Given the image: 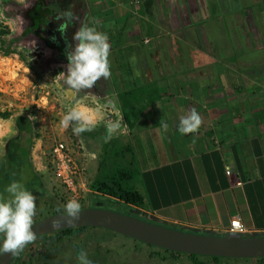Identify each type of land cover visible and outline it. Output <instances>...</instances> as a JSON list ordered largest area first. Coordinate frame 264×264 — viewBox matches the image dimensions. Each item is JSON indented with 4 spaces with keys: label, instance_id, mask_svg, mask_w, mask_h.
<instances>
[{
    "label": "crops",
    "instance_id": "crops-1",
    "mask_svg": "<svg viewBox=\"0 0 264 264\" xmlns=\"http://www.w3.org/2000/svg\"><path fill=\"white\" fill-rule=\"evenodd\" d=\"M103 1L96 27L103 22L110 44L120 36L109 54L115 77L122 80L126 69L118 56L130 54L131 84L161 80L164 88L176 79L178 87L173 95L162 92L163 103L147 107L132 128L121 123L130 137L120 144L132 147L138 170L133 184L145 198L138 210L186 231H231L239 216L243 232L264 233V0ZM192 109L202 123L181 135L178 118ZM0 123V138L13 136L12 124ZM31 163L43 188L47 180L55 195L64 194L45 172L48 163L46 168L34 156ZM91 184L84 173L80 194L91 202L104 198Z\"/></svg>",
    "mask_w": 264,
    "mask_h": 264
},
{
    "label": "rangeland",
    "instance_id": "rangeland-1",
    "mask_svg": "<svg viewBox=\"0 0 264 264\" xmlns=\"http://www.w3.org/2000/svg\"><path fill=\"white\" fill-rule=\"evenodd\" d=\"M43 1L47 6H51L52 10L55 12V16L57 11L52 7L54 4L53 0H0V32H5L3 38L7 40L19 38L17 42L11 44V48L16 54L13 53L10 56L3 55L2 51V49L9 46V43L3 44L0 41V114L8 115L7 118L0 117V120L6 121L8 126H11V124L13 126H11L12 128L10 127L11 129L8 131L10 134L13 133V136L7 135L6 133V137L3 136L0 138V167L3 160L7 161V146L11 139L17 137L19 133H22L20 128L23 127L24 123L18 120V118L22 116L30 120L33 126V144H31L29 154L30 161L34 156L35 160L44 161L46 168L48 163V169H45V172L48 171V173L52 175L53 169L49 163L51 148L55 141L64 140L73 151L72 154L77 164L79 166H84V173L86 174L89 186L92 183L91 181L98 176L101 161L103 157L107 155V153L104 154L105 150H110L113 145L122 143L124 137L128 139L130 137V129L125 128L122 132L123 125H121V129L117 133H114L113 137L108 142H105V128L102 122L98 123L93 131L84 132L79 135H73L70 127L67 129L61 127L59 121L66 109L70 107L69 102L59 95L56 88L59 77L54 80L56 75L60 72H66L67 64L62 60L63 54H61L60 50L48 46L44 40L34 33L22 36L23 30L31 25V21L27 18L28 11H30L36 3ZM83 1L85 5L76 16L77 19L73 21L76 24V30L81 24H88L96 27L99 23L98 19H102L100 16L103 9V0ZM49 18L52 20L53 16H49ZM225 23L229 24L230 21L226 20ZM102 24L103 22H101L100 29L96 27L98 31H104L102 29ZM202 32V34H204L205 30H202ZM204 35L205 38H208L206 33ZM114 46V44L113 46L110 44V51H113V49L115 50V48H113ZM112 55L114 54L111 52L110 56ZM222 55L227 59L225 54ZM210 56L214 57V54ZM129 58L130 54H127L124 59V62L128 65H130ZM218 60L222 61L223 58L218 57ZM124 62L122 63L121 57L118 56V64L125 67ZM109 64L110 77L107 80L101 79L97 81L95 88L91 89V93L103 99L114 100L116 102L117 93L123 90L127 83L131 84L133 77L126 75L127 68L125 67L126 69H122L124 72L123 79H117L110 61ZM144 65L145 63H141L139 67ZM175 66L179 65L176 64ZM217 71L220 72V69L218 68ZM160 72L161 71H159L158 74ZM156 77H158V75ZM171 80V83L165 86V88L169 94L173 95V92L178 87L176 85V79ZM159 82L162 84L161 80ZM92 90L96 91V93ZM80 95H84V93L81 92ZM107 114H109V116L106 118H116L113 113ZM123 122L124 121H121L122 124ZM76 139H79L82 146L81 149H77L74 146L77 142ZM125 142H127V140L124 141V143ZM79 156L86 160V164L82 163ZM45 179L46 178H44V180ZM20 182L25 186L27 179L23 178ZM45 183L49 186L47 180ZM5 185H7L6 180H3L2 184H0V195H7L1 191ZM47 186L43 188L46 190V194L49 193L51 196H56L58 199H67L64 194L58 197L57 194L55 195V191L51 190L52 188L49 189ZM45 193L42 192L40 195L35 193L34 197L40 201H44L45 198H47ZM81 205L82 208L91 206L92 202L89 198H85ZM93 206L131 214L146 220V218L141 215V210L137 211L134 209L133 211H135V214H133L131 212L132 207L114 202L110 199L98 198ZM36 215L35 212L33 222L36 220ZM149 218L153 220V217ZM87 232L80 237L70 238L68 242L60 244V249H58V251L54 250L52 253H43L39 258L36 254L35 262H38L37 260L39 259V264H76V256L79 251L83 249L87 253L88 258L92 261V264H195L187 255L173 257L164 250L149 247L148 245L117 234L115 235L105 229H92ZM76 244L79 246L77 247ZM97 253H102V256H97L95 258L94 255ZM102 260L104 263H102ZM199 260L207 262L208 264H214L206 257H200ZM219 264L262 263L256 259L238 261L224 259L220 261Z\"/></svg>",
    "mask_w": 264,
    "mask_h": 264
},
{
    "label": "clouds",
    "instance_id": "clouds-1",
    "mask_svg": "<svg viewBox=\"0 0 264 264\" xmlns=\"http://www.w3.org/2000/svg\"><path fill=\"white\" fill-rule=\"evenodd\" d=\"M56 19L71 24L77 19L71 8L56 13ZM62 22V23H63ZM63 34V29L59 25ZM72 43L66 52V72H60L56 88L70 104L60 119L62 128H71L73 135L91 132L103 121L105 128L104 141L108 142L114 133L121 129L122 118L114 100H107L85 89H92L97 81L107 80L110 73V44L106 32L94 26L81 24L72 35ZM83 92L84 95H80ZM106 113L115 114L116 118H105ZM163 131L168 125L159 121ZM201 116L192 109L178 118L177 132L181 135L195 133L201 125ZM0 195V255L15 254L26 244L36 239L33 230L36 197L20 181L12 180L3 188ZM82 205L77 199H68L62 212L66 223L80 219ZM61 211V209H57ZM55 226V225H54ZM76 264H92L87 253L81 249L76 256Z\"/></svg>",
    "mask_w": 264,
    "mask_h": 264
},
{
    "label": "trees",
    "instance_id": "trees-1",
    "mask_svg": "<svg viewBox=\"0 0 264 264\" xmlns=\"http://www.w3.org/2000/svg\"><path fill=\"white\" fill-rule=\"evenodd\" d=\"M54 4L52 7L56 9L57 12H62L65 9L71 8V11L77 16L81 8L84 7L83 0H53ZM54 11L51 6H47V4L43 2L36 3L33 8L30 9L27 13V18L31 21V25L23 30L22 36L29 35L31 33H36L41 30L42 27H46L48 22L51 20L49 16H53L52 20L60 21L56 19V15L54 16ZM65 26H67V30L69 33V37L72 39L73 33L76 31V24L72 22L68 24L66 22ZM64 26V27H65ZM5 32H0V41L3 44L9 43L7 48L2 49L3 55L10 56L13 52L11 48V44L15 43L19 40V38L9 39L3 38ZM116 42L113 41L112 44L115 46L113 48L117 49L118 43L120 42V36ZM113 46V45H112ZM4 47V46H3ZM123 50V48H122ZM121 50V51H122ZM124 50L122 51V55ZM16 54V53H15ZM125 54L121 57L122 63L124 62ZM62 60L67 62V58L62 55ZM125 63V62H124ZM122 68V65H119ZM128 64L125 63V67L128 69ZM123 69V68H122ZM127 73H130L127 70ZM166 88H162L158 81L152 82L149 84H141L134 85L127 83L123 90L117 93V98L119 102V107L121 111V115L124 119L125 124L132 128L134 123L138 121L142 114L144 113L147 107H155L163 103V93L166 95ZM8 115L0 114L1 118H7ZM19 121L23 122L24 125L20 128L22 133H19L17 137L12 138L10 143L7 146V161L3 160V163L0 167V184H2L3 180H6V183L16 180L21 181L23 178L27 179L25 187L32 191H39L45 193L46 190L39 184L41 182L40 176L34 171L33 165L30 161V148L32 143V132L33 126L32 122L25 117L20 116L18 118ZM103 160L100 164V172L98 177L91 184V189L95 193H99L104 196V199H110L114 202H118L121 204H125L129 207H132V213L136 209H144L145 207V198L142 193L136 188L133 184V178L137 173L136 168V160L133 155L132 147L130 144H115L110 150H105ZM3 191V190H1ZM49 194V193H48ZM47 195V200L45 203V210L41 211L40 217H44L53 213H58L57 209H63V206L60 200L56 196ZM96 195V194H93ZM92 200V205L95 203L96 199ZM140 212V211H139ZM144 218L152 220L147 214L140 212ZM164 224L162 222H159ZM167 225V224H165ZM170 226V225H168ZM88 230L92 229H74V230H66L62 232H58L56 234H52L46 236L44 238H48L52 241L53 249L58 251L60 249V244L64 243V240L73 239L75 237H80L82 233H86ZM110 232V231H109ZM112 233V232H110ZM115 234V233H113ZM116 235V234H115ZM42 238V239H44ZM51 246V247H52ZM47 250V253H52L54 250L52 248ZM151 247V246H149ZM154 248V247H153ZM51 249V250H50ZM161 250V249H160ZM165 251V250H164ZM167 252V251H165ZM173 257H180L182 254H177L173 252H168ZM95 258L101 257L102 253H97L94 255ZM195 264H208L207 262L199 260L200 256L196 255H187ZM214 264H219L220 261L224 260L221 258H209ZM228 260V259H227ZM232 260V259H231ZM260 263H264V259L259 260ZM102 263L103 260H102Z\"/></svg>",
    "mask_w": 264,
    "mask_h": 264
},
{
    "label": "water",
    "instance_id": "water-1",
    "mask_svg": "<svg viewBox=\"0 0 264 264\" xmlns=\"http://www.w3.org/2000/svg\"><path fill=\"white\" fill-rule=\"evenodd\" d=\"M52 22L48 23L49 28ZM55 225V226H54ZM74 229H105L142 244L182 255L232 260L264 259V233L186 231L106 208L87 206L80 219L66 223L63 212L33 222L36 239L15 254L0 255V264H15L31 244L58 232Z\"/></svg>",
    "mask_w": 264,
    "mask_h": 264
},
{
    "label": "built area",
    "instance_id": "built-area-1",
    "mask_svg": "<svg viewBox=\"0 0 264 264\" xmlns=\"http://www.w3.org/2000/svg\"><path fill=\"white\" fill-rule=\"evenodd\" d=\"M75 147L81 149L79 139H76ZM72 150L64 140H58L53 143L49 154V163L53 169V176L63 189L67 199H59L62 206L68 199H77L83 203L85 198L80 194L78 184L81 176L84 174V166L78 165L73 157ZM231 231L243 232V225L239 216L233 217L230 223Z\"/></svg>",
    "mask_w": 264,
    "mask_h": 264
},
{
    "label": "flooded vegetation",
    "instance_id": "flooded-vegetation-1",
    "mask_svg": "<svg viewBox=\"0 0 264 264\" xmlns=\"http://www.w3.org/2000/svg\"><path fill=\"white\" fill-rule=\"evenodd\" d=\"M50 22H52L50 28H49V26L47 24L46 27H42L41 30L37 31L34 34H36V36H38L42 40H44L48 46H50V47H52L54 49L60 50L61 54H63V56L66 57V52L69 50L70 45L72 43H74L72 41V39L69 37L67 26H65V23L62 20H60L58 22L55 21V20H50L48 23H50ZM59 25H61V28L64 30L63 34L59 30ZM66 64H67V62H66ZM95 85L93 86V88H95ZM85 91L91 92V89L90 90L89 89H85ZM93 92L96 93V91H93ZM35 193L40 195L41 192L39 193V192H36V191H32V194L34 196H35ZM46 200H47V198H45L44 201H40L39 199H36V201H35L36 202L35 212L37 214L36 215V220L39 219V218H42V217H40V214H41V211H44L46 209L45 208ZM82 234H84V233H82ZM68 241H69V239H67L66 241L64 240V243L68 242ZM52 245H54V244H52V241L49 240L48 238H44V239L38 240L37 242H35V243L31 244L29 247H27L24 250V252H22L20 254V256L16 260L15 264H35V257L36 256L39 257L43 253H46L47 250ZM76 246L78 247L79 245L76 244ZM51 248L53 249V246Z\"/></svg>",
    "mask_w": 264,
    "mask_h": 264
},
{
    "label": "bare ground",
    "instance_id": "bare-ground-1",
    "mask_svg": "<svg viewBox=\"0 0 264 264\" xmlns=\"http://www.w3.org/2000/svg\"><path fill=\"white\" fill-rule=\"evenodd\" d=\"M0 130H1V127H0Z\"/></svg>",
    "mask_w": 264,
    "mask_h": 264
}]
</instances>
